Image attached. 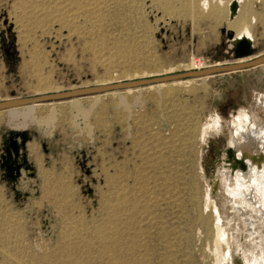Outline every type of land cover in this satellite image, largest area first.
Instances as JSON below:
<instances>
[{"label":"rangeland","instance_id":"obj_1","mask_svg":"<svg viewBox=\"0 0 264 264\" xmlns=\"http://www.w3.org/2000/svg\"><path fill=\"white\" fill-rule=\"evenodd\" d=\"M213 1L0 0V100L232 63L227 27L264 54V3ZM239 110L264 120V64L0 111V264H215V221L233 253L210 201Z\"/></svg>","mask_w":264,"mask_h":264},{"label":"bare ground","instance_id":"obj_2","mask_svg":"<svg viewBox=\"0 0 264 264\" xmlns=\"http://www.w3.org/2000/svg\"><path fill=\"white\" fill-rule=\"evenodd\" d=\"M231 1L229 0L228 6L229 14L232 17L236 12L230 10ZM236 1L238 3V0ZM29 5L32 7L31 2ZM101 5L97 4V6ZM241 35L251 39L253 37L247 26H243L234 34L235 37ZM189 79L195 78L185 80ZM179 81L182 80H173L170 83ZM165 83L167 82L147 86L164 85ZM137 88L140 87L123 90L131 91ZM233 115L235 116L230 121L227 120L224 124L221 122L218 124L220 132L225 133L227 130L228 143L225 152L227 151L228 155L226 156L229 158L227 159L223 154L214 167L212 184L215 194L210 202L217 212L218 218L222 214L232 221H237L235 230L237 231V238L240 240L236 242L232 253L228 233L222 226V221H215L216 228L213 245L211 244L213 246L211 253L215 257V264H264V120L256 119L245 110H239ZM253 147L254 152L252 153ZM211 225L213 224L211 223ZM232 231L234 230L232 229Z\"/></svg>","mask_w":264,"mask_h":264},{"label":"water","instance_id":"obj_3","mask_svg":"<svg viewBox=\"0 0 264 264\" xmlns=\"http://www.w3.org/2000/svg\"><path fill=\"white\" fill-rule=\"evenodd\" d=\"M237 7V1L232 0L230 3V10L235 13L237 11ZM227 35L230 37V52L236 59V61L232 63L217 64L200 70H191L187 72L170 73L138 79L123 80L114 83L93 85L41 95L3 99L0 100V110H7L27 106L30 104L58 101L80 96L109 93L111 91L142 87L150 84L170 82L173 80L208 77L215 74L249 69L264 64V54L251 58V56L253 55L254 47L250 38L245 35L235 37L234 33L231 30L227 31ZM19 136L22 138V142H25V139L27 138V135L25 133L15 132L11 134L9 136V147L5 150L7 156L1 163V166H4L10 173H13L14 171L16 173H19V170L21 168V164L16 159L19 155V146L16 138Z\"/></svg>","mask_w":264,"mask_h":264},{"label":"crops","instance_id":"obj_4","mask_svg":"<svg viewBox=\"0 0 264 264\" xmlns=\"http://www.w3.org/2000/svg\"><path fill=\"white\" fill-rule=\"evenodd\" d=\"M213 2H216L218 5H220L221 3H222V1H220V0H215V1H213ZM249 3H252L253 5L255 4V3H264V0H238V9H237V11H236V14H238L240 11H241V9H242V7H243V5L244 4H246V5H249ZM229 4V3H228ZM209 7H210V5H209ZM204 11V10H203ZM207 11V10H206ZM235 14V15H236ZM228 30H231L233 33L235 32V29L234 28H232V27H227L226 29H225V34L227 35V31ZM228 39H229V50H230V47H231V45H230V37H228ZM251 39V38H250ZM254 40H255V38H254V35H253V37H252V39H251V41H252V44H253V47H254V49H255V44H254Z\"/></svg>","mask_w":264,"mask_h":264},{"label":"built area","instance_id":"obj_5","mask_svg":"<svg viewBox=\"0 0 264 264\" xmlns=\"http://www.w3.org/2000/svg\"><path fill=\"white\" fill-rule=\"evenodd\" d=\"M207 67H208V64L205 63L203 57L196 56V55H193L190 57V65H189L190 70H200V69H204Z\"/></svg>","mask_w":264,"mask_h":264},{"label":"flooded vegetation","instance_id":"obj_6","mask_svg":"<svg viewBox=\"0 0 264 264\" xmlns=\"http://www.w3.org/2000/svg\"><path fill=\"white\" fill-rule=\"evenodd\" d=\"M3 49H4V53H5V55L13 56L12 45H10V43H8L7 45L3 46ZM16 139H17V138H16ZM8 145H9V142H8ZM6 156H7V154L5 153L4 158H6ZM16 159H17V158H16ZM17 161L21 164V166L26 167L25 164H24L25 162H22V161H20V160H18V159H17ZM23 161H25V160H23ZM20 169H21V168H20ZM5 173H6V175H7L8 177L15 178L16 176L19 175L20 170H19V173H16L15 171H14L13 173H10L9 171H7V172H5Z\"/></svg>","mask_w":264,"mask_h":264}]
</instances>
